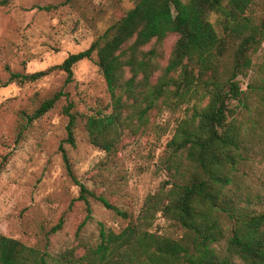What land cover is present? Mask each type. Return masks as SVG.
<instances>
[{"label":"trees","instance_id":"obj_1","mask_svg":"<svg viewBox=\"0 0 264 264\" xmlns=\"http://www.w3.org/2000/svg\"><path fill=\"white\" fill-rule=\"evenodd\" d=\"M12 1L0 0V6ZM253 2L136 0L88 48L69 54L48 70L11 73L9 81L24 82L59 69L69 83L74 66L95 55L112 109L85 114V128L90 142L107 153L117 149L126 126L134 122L145 126L150 111L160 105L188 107L166 144L171 179L146 197L136 218L79 183L61 147L67 171L80 185L78 198L89 212L92 196L129 217L123 229L116 232L101 226L96 246L81 256L67 250L53 262L19 239L0 235V264H264V212L241 205V194L233 190L244 156L241 125L234 117L237 109L230 104L237 100L247 107L248 91L238 77L247 74L252 63L249 49L260 42L261 27L246 15ZM212 12L222 17V35L209 19ZM171 33L178 37L161 67L157 50L145 47ZM247 88L251 93L257 89L252 83ZM63 95L61 90L44 100L30 118L45 114ZM72 108V104L64 107L68 116L65 142L75 144L78 114ZM158 212L184 228V235L177 239L153 231Z\"/></svg>","mask_w":264,"mask_h":264},{"label":"rangeland","instance_id":"obj_2","mask_svg":"<svg viewBox=\"0 0 264 264\" xmlns=\"http://www.w3.org/2000/svg\"><path fill=\"white\" fill-rule=\"evenodd\" d=\"M135 2L13 0L0 6V235L19 239L49 261L70 249L81 256L97 245L101 226L118 232L130 219L92 196L89 212L78 198L80 185L69 175L61 147L79 183L136 218L146 197L171 179L166 144L188 105L153 109L145 126L138 127L136 122L126 126L117 149L107 153L90 142L85 128V114L112 109L95 55L74 66L69 83L59 69L34 81H9V77L48 70L69 54L88 48ZM246 15L261 27V34L258 30L260 42L249 49L251 67L238 77L248 91L247 107L237 100L230 104L237 109L234 117L241 125L244 156L233 190L241 194V205L264 212V90L259 88L264 86V0H254ZM209 19L222 35L221 15L212 12ZM177 37L171 33L145 49L155 48L164 67ZM249 83L256 84V91H249ZM61 90L64 95L52 109L30 118L44 100ZM69 104L78 114L75 144L65 142L68 116L64 107ZM152 230L177 239L185 233L162 212L156 214Z\"/></svg>","mask_w":264,"mask_h":264}]
</instances>
